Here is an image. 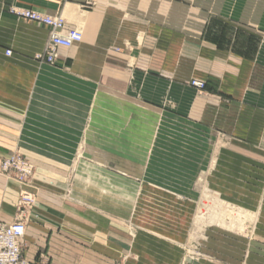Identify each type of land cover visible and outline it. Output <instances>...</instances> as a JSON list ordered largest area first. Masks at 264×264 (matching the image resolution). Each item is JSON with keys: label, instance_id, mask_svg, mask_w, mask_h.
<instances>
[{"label": "crops", "instance_id": "crops-1", "mask_svg": "<svg viewBox=\"0 0 264 264\" xmlns=\"http://www.w3.org/2000/svg\"><path fill=\"white\" fill-rule=\"evenodd\" d=\"M10 6L61 16L81 42L47 64L49 29ZM14 152L34 165L27 262L264 264V250L190 260L180 245L192 180L239 204L251 169L264 237V0H0V158ZM20 189L0 174L1 223Z\"/></svg>", "mask_w": 264, "mask_h": 264}, {"label": "rangeland", "instance_id": "rangeland-1", "mask_svg": "<svg viewBox=\"0 0 264 264\" xmlns=\"http://www.w3.org/2000/svg\"><path fill=\"white\" fill-rule=\"evenodd\" d=\"M223 141L225 146L227 144L226 138ZM164 146L172 148V143H165ZM14 153L18 154L17 152ZM246 168L244 167L247 171ZM251 170L248 171L250 172L248 174L241 172L244 178H239L241 182L238 186L240 188L239 197L233 195V199H239V204L232 202V195L229 191L222 193L212 190L203 191L201 187L205 178L199 180L196 177L192 180L191 183L196 184L198 188V190L191 192V194H196L195 200L197 202L195 201L196 205L192 208L191 221L185 230V241L180 244L182 250H185L187 259L198 260L202 255L199 250H244V252L247 250H264V237L256 234L259 211L254 212L246 205L247 199L253 198L254 188L260 186V174L253 172V169ZM233 173H236L235 169H233ZM227 176L235 180L238 178L231 174ZM143 177L145 175L140 176V181H143ZM155 177L156 175L152 176L151 179L155 180ZM116 264H120V262Z\"/></svg>", "mask_w": 264, "mask_h": 264}, {"label": "built area", "instance_id": "built-area-1", "mask_svg": "<svg viewBox=\"0 0 264 264\" xmlns=\"http://www.w3.org/2000/svg\"><path fill=\"white\" fill-rule=\"evenodd\" d=\"M7 13L11 16L49 29L48 41L41 55L49 65H55L58 49H70L81 42L82 35L77 30H64L65 22L61 16H48L32 10L10 6ZM9 56L10 52L7 51ZM192 87L202 88L201 82L193 81ZM0 174L15 180L21 185L15 217L10 223L0 222V264H35L23 259L24 235L28 215L34 205V195L26 189L34 174V165L23 156L13 153L0 158Z\"/></svg>", "mask_w": 264, "mask_h": 264}, {"label": "bare ground", "instance_id": "bare-ground-1", "mask_svg": "<svg viewBox=\"0 0 264 264\" xmlns=\"http://www.w3.org/2000/svg\"><path fill=\"white\" fill-rule=\"evenodd\" d=\"M203 209V208H202ZM204 212V211H203ZM199 216V215H198ZM199 218V217H198Z\"/></svg>", "mask_w": 264, "mask_h": 264}]
</instances>
